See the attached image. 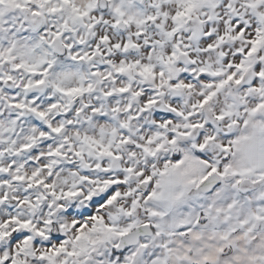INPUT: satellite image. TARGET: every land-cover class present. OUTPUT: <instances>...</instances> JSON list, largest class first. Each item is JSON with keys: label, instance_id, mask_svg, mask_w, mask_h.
<instances>
[{"label": "snow or ice", "instance_id": "obj_1", "mask_svg": "<svg viewBox=\"0 0 264 264\" xmlns=\"http://www.w3.org/2000/svg\"><path fill=\"white\" fill-rule=\"evenodd\" d=\"M0 264H264V0H0Z\"/></svg>", "mask_w": 264, "mask_h": 264}]
</instances>
